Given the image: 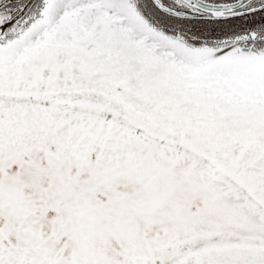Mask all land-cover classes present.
<instances>
[{
  "label": "snow or ice",
  "instance_id": "6c2138e0",
  "mask_svg": "<svg viewBox=\"0 0 264 264\" xmlns=\"http://www.w3.org/2000/svg\"><path fill=\"white\" fill-rule=\"evenodd\" d=\"M0 264H264V0H0Z\"/></svg>",
  "mask_w": 264,
  "mask_h": 264
}]
</instances>
